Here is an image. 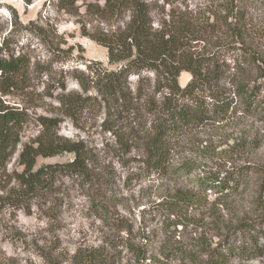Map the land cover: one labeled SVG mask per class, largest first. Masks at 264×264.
Wrapping results in <instances>:
<instances>
[{
    "label": "rangeland",
    "instance_id": "rangeland-1",
    "mask_svg": "<svg viewBox=\"0 0 264 264\" xmlns=\"http://www.w3.org/2000/svg\"><path fill=\"white\" fill-rule=\"evenodd\" d=\"M55 1L0 0L3 56L20 54L29 62L25 81L2 96L6 103L28 114L6 170H21L18 154L23 144L42 132L38 117L46 116L58 118V137L83 143L96 178L85 181L59 176L28 208H5L0 213V264H193L188 253L176 251L180 247L197 250V237L202 232L203 241L212 246L224 236L226 227L257 216L256 198L264 170V115L260 110L245 111L242 99L236 98L235 107L229 109L233 116L206 128L188 130L171 142L166 168L153 171L145 165L140 149L124 152L107 130V113L98 109L100 97L93 88L87 93L97 101L92 100L73 119L60 113L57 100L62 91L82 92L76 75L87 74L89 64L95 67L93 62L98 61L108 70L116 68L109 63L106 48L91 35L100 29L124 27L128 14L108 23L85 14L83 7L78 15L64 13ZM226 1L151 0L150 17L157 27L175 11L192 16L201 25L207 18L211 23L213 13H217L220 20L216 26L220 28L205 26L202 34L198 32L203 43H192L201 51L214 47L216 38L232 43L223 28ZM234 4L233 15L243 17L238 23L244 28L247 43L264 56V0H234ZM227 20L234 22L235 18ZM235 57L229 52L221 57L230 72ZM154 78L152 72H143L141 77L130 75L127 80L133 95L140 88L142 95L152 97ZM189 79V73L183 71L179 84L184 86ZM223 84L229 87L227 82ZM241 140L242 146H237ZM71 157H38L35 167ZM185 163L191 164L190 171L184 168ZM239 167L240 175H234L233 180L239 178L240 182L230 196L217 199L213 191L205 195L195 188L191 204L177 203L176 191L189 189L190 181L203 173L225 177ZM13 185V181L8 182L5 189ZM194 219H199L201 226L196 228ZM212 221L221 223L222 228L215 229ZM252 235L260 253L247 259L235 256L230 264H264V224ZM237 240H242L240 235Z\"/></svg>",
    "mask_w": 264,
    "mask_h": 264
},
{
    "label": "trees",
    "instance_id": "trees-1",
    "mask_svg": "<svg viewBox=\"0 0 264 264\" xmlns=\"http://www.w3.org/2000/svg\"><path fill=\"white\" fill-rule=\"evenodd\" d=\"M150 1H55L57 9L64 13L78 15L83 7L85 14L108 23L128 14L124 27L100 29L91 35L97 44L106 48L108 61L115 64L116 68L108 70L98 61L93 62L95 67L89 64L87 74L81 72L76 75L82 92L62 91L57 100L60 113L73 119L92 100L97 101L96 96L87 93L93 88L100 97L98 109L103 108L107 113L104 122L107 130L114 134L122 150L128 152L132 148L140 149L145 165L160 172L168 163L172 141L179 140L188 130L206 128L216 121L233 116L229 109L235 107L236 98L242 99L245 111L260 110L264 115V56L256 46L247 43L244 28L238 23L243 17L233 15L236 6L234 0L226 1L224 9L227 15L223 17V28L233 40L232 43L216 38L214 47H204L201 51L194 49L192 43H203L200 34L206 29L205 26L216 30L220 28L216 26L220 20L217 13H213L211 23L207 18L200 25L192 16L172 11L167 20L164 19L155 27L150 17ZM168 1L164 0L166 3ZM231 17L235 18L234 22L227 20ZM228 52L236 55L233 66H230L233 72L221 59ZM28 65L23 55L3 56V45H0V213L5 208H28L32 201L41 198L53 186L59 176L85 181L96 178L83 143L58 137V118L46 116L38 117L42 132L23 144L18 154L21 170H6V164L20 141L28 114L25 109L6 103L2 96L17 89L25 81ZM247 70L254 75H246ZM183 71L189 73L190 79L181 86L178 79ZM143 72H152L155 76L152 97L146 96V93L142 95L140 88L136 91L137 95H133L128 85L130 75L141 77ZM224 81L229 87L223 84ZM59 87L64 89V85ZM111 117L115 118L109 119ZM242 142L236 145L242 146ZM63 154H71L72 157L63 162L35 167L38 157ZM184 168L190 171L192 167L190 163H185ZM239 169L230 171L225 177L217 173H203L190 181L189 189L176 191L177 203L185 201L182 203L191 204L195 188L205 195L207 191H213L217 199L230 196L238 188L240 179L234 181L233 177L240 175ZM11 181L15 185L5 189ZM256 201L257 216L226 227L224 236L212 246L208 241H203L202 232L197 237V250L180 247L176 252H182V255L188 253L187 257L193 264H230L235 256L242 259L256 256L261 247L255 246L256 237L252 231L264 224V170ZM172 208L176 210L177 205L174 203ZM218 221L212 223L215 229L220 230L222 225ZM193 222L196 228L201 226L199 219ZM239 235L242 240L238 243ZM200 253L204 257L199 258Z\"/></svg>",
    "mask_w": 264,
    "mask_h": 264
}]
</instances>
